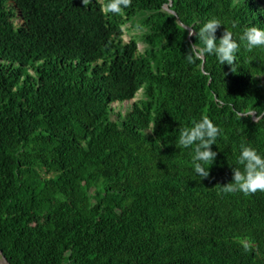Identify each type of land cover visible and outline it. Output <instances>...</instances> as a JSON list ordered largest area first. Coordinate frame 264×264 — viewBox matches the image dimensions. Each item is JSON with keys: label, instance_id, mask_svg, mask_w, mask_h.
<instances>
[{"label": "trees", "instance_id": "obj_1", "mask_svg": "<svg viewBox=\"0 0 264 264\" xmlns=\"http://www.w3.org/2000/svg\"><path fill=\"white\" fill-rule=\"evenodd\" d=\"M102 2L0 0L2 255L264 264V192L219 187L232 182L242 143L264 156V48L239 40L264 28V0H132L121 14ZM213 17L217 41L226 29L240 43L234 73L214 55L183 57L202 47L188 29ZM127 24L139 35L124 43ZM126 101L124 112L111 107ZM204 116L222 135L201 179L178 138Z\"/></svg>", "mask_w": 264, "mask_h": 264}, {"label": "clouds", "instance_id": "obj_2", "mask_svg": "<svg viewBox=\"0 0 264 264\" xmlns=\"http://www.w3.org/2000/svg\"><path fill=\"white\" fill-rule=\"evenodd\" d=\"M90 2L91 0H82L83 5ZM131 2L132 0H107L106 3L102 2V11L121 14L124 9L131 6ZM237 23L234 21L233 27H236ZM221 26L220 19L213 17L204 22L198 32L189 31L188 29L189 38L194 34L202 45V47L198 46L197 43L191 45L188 53L183 56L189 64H193L197 60H203L206 56L214 55L221 65H228L232 73L236 72V59L237 53L240 51V43L233 39V33L226 29L217 41L215 34ZM131 37H129V40ZM239 40L245 42L248 51L264 48V28L247 27L240 35ZM123 42L128 43L129 41L125 42L123 40ZM137 48L140 51L143 47L141 49ZM127 106V101L121 104L116 102L111 105L112 108L120 107L122 112ZM221 135L222 129L207 116L198 121H193L191 127L179 129L178 144L181 148L193 149L192 167L201 179H206L210 175L209 169L217 156V152L212 150V146L216 145L217 139ZM236 163L237 166L232 168V182L223 186L218 185L221 192L226 195L237 192L244 195L255 194L258 191L264 192V156H261L250 145L242 143Z\"/></svg>", "mask_w": 264, "mask_h": 264}, {"label": "rangeland", "instance_id": "obj_3", "mask_svg": "<svg viewBox=\"0 0 264 264\" xmlns=\"http://www.w3.org/2000/svg\"><path fill=\"white\" fill-rule=\"evenodd\" d=\"M128 27H129V25H127L126 28L124 29L126 31L124 33V35H123V40L125 42H128L129 41V37L134 36V35H139V32L138 31L132 30V29L128 30L127 29ZM189 30L191 31L192 29H189ZM137 47H139L141 49L142 48V44H138ZM113 119H115V118H113ZM42 207H45V205H42Z\"/></svg>", "mask_w": 264, "mask_h": 264}, {"label": "water", "instance_id": "obj_4", "mask_svg": "<svg viewBox=\"0 0 264 264\" xmlns=\"http://www.w3.org/2000/svg\"><path fill=\"white\" fill-rule=\"evenodd\" d=\"M171 5H172V3L169 2V3H168L166 6H164L162 9H163L164 11H166V12L171 13V14L174 15L173 11H171V10L169 9V7H170ZM183 28H186V27L183 26ZM189 31H190V30H189ZM189 36H190V35H189ZM202 64H203V60H202ZM0 260H1L4 264H9V263L7 262V260L4 258V256L2 255L1 251H0Z\"/></svg>", "mask_w": 264, "mask_h": 264}, {"label": "bare ground", "instance_id": "obj_5", "mask_svg": "<svg viewBox=\"0 0 264 264\" xmlns=\"http://www.w3.org/2000/svg\"><path fill=\"white\" fill-rule=\"evenodd\" d=\"M59 68V67H58ZM95 129V128H94ZM0 264H4L1 260H0Z\"/></svg>", "mask_w": 264, "mask_h": 264}]
</instances>
